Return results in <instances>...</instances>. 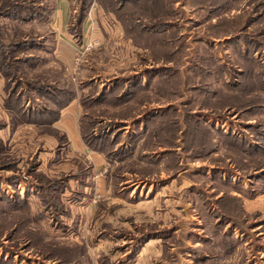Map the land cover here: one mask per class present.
<instances>
[{"label":"rangeland","instance_id":"rangeland-1","mask_svg":"<svg viewBox=\"0 0 264 264\" xmlns=\"http://www.w3.org/2000/svg\"><path fill=\"white\" fill-rule=\"evenodd\" d=\"M66 1L0 16V264H205L264 193V0Z\"/></svg>","mask_w":264,"mask_h":264},{"label":"crops","instance_id":"crops-1","mask_svg":"<svg viewBox=\"0 0 264 264\" xmlns=\"http://www.w3.org/2000/svg\"><path fill=\"white\" fill-rule=\"evenodd\" d=\"M56 2L58 6L56 10L57 18L55 17V22L57 24V28L62 32V34H64V29L67 28V21L70 15V4L66 0H56ZM79 116L80 109L75 104V102H73L72 104L70 103L67 107L64 108L63 112H61L58 118V121H56L55 124L58 125V127H60V129L67 134L68 140L70 142L71 154H73V156L75 157L77 155H81L84 160L87 161L89 159L94 163L95 166H97L102 163L104 159L103 154L97 151H92L84 145L83 136L80 132ZM102 183L103 182L99 180V182H97V185L99 184L98 186H102ZM238 198H242L240 200L242 202V210H244L247 216V221L245 222L247 224L248 221H250L251 224L245 229H240L241 233H238L239 228L234 226L235 229L233 228L232 231L226 233L228 237L226 236L225 239V237L222 236V233L225 234V230L232 225L231 220H227L225 224L223 223L225 225L224 230L217 236L218 238H220V240L217 239V241H215L220 243L217 244L216 247H214L215 252L213 254H211L210 252H205V264H264V261L263 263H261L253 262L250 260L249 254L251 253V249L255 250L256 247V251H253L255 253L252 254H259L260 260H263L264 246L257 245V243L253 242L250 237L247 236L248 230L251 232L258 231V234H262L264 238V193H261L254 197L241 196ZM237 210L240 211L241 207L237 208ZM250 216L252 217V219L248 220ZM216 222L219 223L218 217L216 219ZM206 231L207 227L205 226V234L203 236L204 241L202 242H204L207 247V243H211V241L210 239H208L210 236L206 234ZM218 231L219 230H217L216 233ZM245 255L247 258L246 262L242 261Z\"/></svg>","mask_w":264,"mask_h":264},{"label":"trees","instance_id":"trees-1","mask_svg":"<svg viewBox=\"0 0 264 264\" xmlns=\"http://www.w3.org/2000/svg\"><path fill=\"white\" fill-rule=\"evenodd\" d=\"M30 2L31 0H0V16H6V17L13 18V16H16V15L18 17L20 16L24 17L25 15L26 16L30 15V13L36 10L35 8L32 7ZM14 44L15 43H12V42L6 44L0 38V49H5L3 53H8L9 51H12V49L17 50V48L15 49V46H20L22 43H21V40H19L17 41L15 45ZM8 66H11V64Z\"/></svg>","mask_w":264,"mask_h":264}]
</instances>
